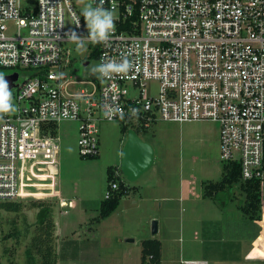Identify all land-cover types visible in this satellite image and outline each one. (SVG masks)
Wrapping results in <instances>:
<instances>
[{
    "label": "built area",
    "instance_id": "obj_1",
    "mask_svg": "<svg viewBox=\"0 0 264 264\" xmlns=\"http://www.w3.org/2000/svg\"><path fill=\"white\" fill-rule=\"evenodd\" d=\"M90 3L113 13L115 30L106 41L88 39L73 0H0V69L18 74L14 110L0 114V203L21 195L28 158L48 159L49 175L57 174L51 166L59 148L49 124L62 120L80 123L78 148L85 158L100 154L102 120H120L137 133L161 121L214 122L221 161L237 163L241 182L263 183L264 0ZM73 33L88 43L90 55L98 50L99 68L126 62L128 72L99 71L97 83L68 77L66 45L77 42ZM153 82L157 96L147 88ZM82 83L92 89L69 90ZM118 176L125 182L117 169ZM118 188L111 180L104 199ZM59 205L70 202L59 199Z\"/></svg>",
    "mask_w": 264,
    "mask_h": 264
},
{
    "label": "rangeland",
    "instance_id": "obj_2",
    "mask_svg": "<svg viewBox=\"0 0 264 264\" xmlns=\"http://www.w3.org/2000/svg\"><path fill=\"white\" fill-rule=\"evenodd\" d=\"M73 2L81 14L87 5H91L90 0ZM66 47L70 63L65 67V74L73 80L97 83L99 63L90 55L88 43L83 42L79 50L78 42H70ZM86 61L88 65H84ZM9 73L11 71L0 69L3 77ZM158 87V82L147 85L153 96H157ZM81 89L91 90L92 86L82 83L69 87L71 92ZM136 92L134 90L132 94ZM79 125L78 121H59L55 136L59 148L55 164L57 189L70 202V207L60 208L58 190L47 169L52 162L44 157L28 158L21 171V195L13 201L18 203L19 211H6L0 205V264H29L26 251L34 239L43 235L37 224L40 203L52 208L51 217L56 223L52 244L57 264H141L142 241L150 238L163 241L162 264H184L186 259L204 258L224 260L227 264H246L243 255L248 250L247 242L254 238L260 226L244 211L248 204L245 192L239 184L234 185L225 197L228 202L223 207L215 199L204 196V181L220 180L224 167L216 123L161 121L146 132H138L142 140L153 146L154 164L134 182L127 181L122 175L130 191L117 209L105 218H100V204L108 186L107 169L110 166L120 168L127 136L121 132L123 124L120 120L100 121V154L93 159L85 158L78 148ZM187 176L195 179L193 188L197 191L198 202L190 203L184 198L183 216L180 218L178 209L174 208L168 213L171 219L164 225L167 203L159 197L175 196L178 200V195L186 196L188 188L181 177ZM259 187V214L264 222V182ZM197 215L202 219L198 220ZM153 220L160 225L156 235L152 234ZM69 240H76L74 245L79 248L78 253L76 255L71 248V255L63 258L62 248ZM33 255L36 264H41L36 249H33ZM72 255L76 256L73 258Z\"/></svg>",
    "mask_w": 264,
    "mask_h": 264
},
{
    "label": "trees",
    "instance_id": "obj_3",
    "mask_svg": "<svg viewBox=\"0 0 264 264\" xmlns=\"http://www.w3.org/2000/svg\"><path fill=\"white\" fill-rule=\"evenodd\" d=\"M98 50L95 49L91 56L97 58ZM33 73V72H32ZM49 129L51 135L54 137L57 134V123L49 124ZM129 130L128 126L122 125L121 132L123 134H127ZM145 132L147 130H144ZM140 132V131H138ZM99 156V155H98ZM98 156L91 157L96 158ZM121 171L118 166H110L107 169V180L108 184L111 180L115 179L119 181V188L112 192L110 198L103 199L100 204V218H105L113 213L120 204L121 199L127 195L130 191V187L125 184L121 180V177H114L115 170ZM223 169V177L219 182H204V196L215 199L216 202L220 204V206H225L227 204L228 198H225L229 193V190L234 187V185L239 184L240 188L245 192L247 197V206L244 207V211L251 220H260V187L258 183L254 181L241 182L239 176V166L237 163H229L224 164ZM108 188V186H107ZM0 205L6 211H19L20 207L17 202L7 201L1 202ZM39 212L37 214V224L43 230V235L38 236V238L34 239L29 248L26 251L29 264H36L35 257L33 255V249H36L37 253L41 257V264H57V256L56 252L53 248V240L52 233L55 228V224L51 217L52 208L50 205H45L44 203H40ZM1 227V224H0ZM14 236V235H10ZM76 240H69L64 243L62 249V257L64 258L67 255H71L73 248L74 252L78 253V247L75 244ZM69 245V246H68ZM142 251H141V264H162V241L157 238L145 239L142 241ZM68 247V249H67ZM67 249V250H66ZM70 250V252H69ZM76 255H72L73 258ZM261 264H264L262 262Z\"/></svg>",
    "mask_w": 264,
    "mask_h": 264
},
{
    "label": "clouds",
    "instance_id": "obj_4",
    "mask_svg": "<svg viewBox=\"0 0 264 264\" xmlns=\"http://www.w3.org/2000/svg\"><path fill=\"white\" fill-rule=\"evenodd\" d=\"M82 14L85 17L86 26L89 29L88 39L93 43L106 41L109 38L110 33L115 30L114 16L109 10L103 9L102 7L93 8L89 4L82 10ZM72 39L78 42V50L83 47V40H81V38L75 33H73ZM128 70L129 65L126 62L120 65L108 63L99 68V71L105 74L126 73ZM13 110L14 105L9 84L4 79L3 74H0V114L10 113ZM135 111L138 112L137 109H135ZM112 115H115V113H112Z\"/></svg>",
    "mask_w": 264,
    "mask_h": 264
},
{
    "label": "crops",
    "instance_id": "obj_5",
    "mask_svg": "<svg viewBox=\"0 0 264 264\" xmlns=\"http://www.w3.org/2000/svg\"><path fill=\"white\" fill-rule=\"evenodd\" d=\"M216 144L218 147V143H216ZM51 167H52L53 171L57 170V174H58V169H55L54 165H52ZM57 174L54 176V178H53L54 180L52 182V184L56 187V189H57V177H56ZM222 177H223V169H222L221 179H222ZM188 178H189V176L183 177V178L181 177L182 182L185 185H187V188H188L186 196H182L180 194V195H178V200H177V197H175V196L170 197L168 195H162L161 197H159V199H163L167 203V214L163 217L164 221H165L164 225L167 224L169 222V220L171 219V216L168 213L171 210H173L174 208L178 209L180 218L183 216V212H184L183 204L185 203L184 198L186 200H188V202H190V203L196 204L198 202L197 191H196V189L193 188V185L195 184L194 183L195 179L194 178L188 179ZM42 179L44 180L45 177H43ZM220 180H218V181L209 180L206 182L216 183V182H219ZM58 199H65L59 190H58ZM172 199H174V202H175L174 204H172ZM153 200H155V198ZM197 218H198V220L202 219V217H200L199 215H197ZM251 221H254V220H251ZM256 223L257 224L259 223L258 226H260V227H258V231L255 234L254 238L250 239L247 242L248 244L246 243L247 244L246 248H248V250L243 255V257H244L243 260H244V263H246V264H261L262 262H264V222L260 218V220H256ZM159 224H160V221H159ZM159 231H160V225H159L158 232ZM201 242H202V240H201ZM162 247H163V241H162ZM199 251H200V254H202L200 249H199ZM231 251H232V249H231ZM240 251H241V248H240ZM210 262L212 264H227L224 260H222V261H214V260L209 261L207 258L200 259V260H196V259L184 260V264H211Z\"/></svg>",
    "mask_w": 264,
    "mask_h": 264
},
{
    "label": "water",
    "instance_id": "obj_6",
    "mask_svg": "<svg viewBox=\"0 0 264 264\" xmlns=\"http://www.w3.org/2000/svg\"><path fill=\"white\" fill-rule=\"evenodd\" d=\"M88 64V61L84 63V65ZM4 79L8 82L10 90H12L17 86L18 74L6 75ZM126 136V141L120 156V171L127 181L134 182L153 166L155 151L153 146L142 140L134 129H129ZM158 226V221L153 220V235L158 233ZM126 241L132 242L133 239H126Z\"/></svg>",
    "mask_w": 264,
    "mask_h": 264
}]
</instances>
